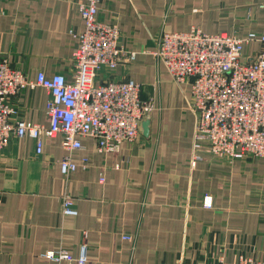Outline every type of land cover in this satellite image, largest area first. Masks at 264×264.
I'll use <instances>...</instances> for the list:
<instances>
[{
    "label": "crops",
    "instance_id": "0c3cea01",
    "mask_svg": "<svg viewBox=\"0 0 264 264\" xmlns=\"http://www.w3.org/2000/svg\"><path fill=\"white\" fill-rule=\"evenodd\" d=\"M87 0H0V59L36 79L39 72L71 78ZM264 0H101L99 18L120 27L133 63L98 73L133 79L153 103L150 131L118 151H98L93 137L68 151L61 134L36 141L13 136L0 153V264H52L43 256L88 245L87 264H220L253 257L264 263V159L229 161L206 154L193 164L196 117L191 83H175L154 55L162 31H264ZM244 46V58L263 49ZM47 91L25 88L12 98L13 121L50 124ZM81 164L65 177L61 161ZM105 181H101V177ZM76 200L77 216L62 213V197ZM206 196L212 206L204 207ZM87 233V237L85 236ZM130 235L133 239H125ZM60 264H75L63 261Z\"/></svg>",
    "mask_w": 264,
    "mask_h": 264
},
{
    "label": "built area",
    "instance_id": "2783aa9c",
    "mask_svg": "<svg viewBox=\"0 0 264 264\" xmlns=\"http://www.w3.org/2000/svg\"><path fill=\"white\" fill-rule=\"evenodd\" d=\"M101 0H87L81 6L85 29L77 37L73 52L75 71L71 78L62 73L36 79L0 59V153L13 136H30L36 152H43L44 137H63L68 151L84 147L81 138L93 137L100 152L118 151L123 142L134 141L149 119L154 105L142 99V85L133 79L98 81L104 67L115 70L121 63H133L137 53L121 45L120 27L99 18ZM264 7V5H262ZM259 42L263 49L255 57L244 58V46ZM154 55L167 67L179 86L191 83L190 107L196 117L192 160L196 164L206 154L229 161L247 157L264 159V31H248L245 36L228 32L207 33L199 27L188 31H162ZM43 87L48 93V126L27 120L14 122L18 108L12 98L25 88ZM70 156L61 161L65 177L79 166ZM105 181V177H101ZM204 207L212 206L206 196ZM62 213L77 216L76 200L62 197ZM87 237V233L85 232ZM125 239H133L125 235ZM88 245L83 243L74 257L66 249L49 251L43 256L53 263H88ZM264 264L253 257H241L236 263Z\"/></svg>",
    "mask_w": 264,
    "mask_h": 264
},
{
    "label": "water",
    "instance_id": "95a60500",
    "mask_svg": "<svg viewBox=\"0 0 264 264\" xmlns=\"http://www.w3.org/2000/svg\"><path fill=\"white\" fill-rule=\"evenodd\" d=\"M143 130H144V134L145 135H148L149 134V131H150V119H146L143 122Z\"/></svg>",
    "mask_w": 264,
    "mask_h": 264
}]
</instances>
